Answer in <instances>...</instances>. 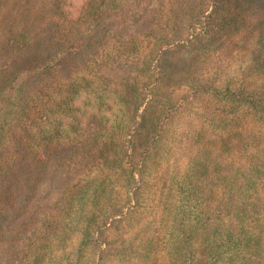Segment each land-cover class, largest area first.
Instances as JSON below:
<instances>
[{
    "label": "trees",
    "instance_id": "obj_1",
    "mask_svg": "<svg viewBox=\"0 0 264 264\" xmlns=\"http://www.w3.org/2000/svg\"><path fill=\"white\" fill-rule=\"evenodd\" d=\"M72 1L0 0V217L27 215L16 264H264V21L250 0H202L184 31L185 0ZM151 9L149 32L93 37ZM89 165L100 174L55 205L18 207L30 176Z\"/></svg>",
    "mask_w": 264,
    "mask_h": 264
},
{
    "label": "rangeland",
    "instance_id": "obj_2",
    "mask_svg": "<svg viewBox=\"0 0 264 264\" xmlns=\"http://www.w3.org/2000/svg\"><path fill=\"white\" fill-rule=\"evenodd\" d=\"M201 2L202 0H185V4L183 6L180 4L177 7V12L179 14L182 13L183 31L187 29V26L192 22V12L196 9L201 10ZM250 2L252 12L258 20L264 21V0H250ZM72 6L73 10L76 12V10H78L81 6V0H73ZM156 12L157 10L151 9L149 13L141 19L123 17L105 19L99 35L95 32L93 37H95V39H108L115 34L131 36L133 34L138 35L141 32H149L154 29L155 23L153 18L156 16ZM43 44L45 43L43 42ZM94 51L96 50L90 49V47L85 49V52L81 53L79 58L68 62L67 67H63V73L66 74L65 72H68L71 66L74 67L75 65H82L91 60L93 55L96 53ZM41 52L44 53V51H40V53ZM48 53L49 52H47L46 55ZM34 54H38V51L34 52ZM6 62L8 61H0V69L9 67L11 62H9V64ZM54 170L52 169V172ZM99 174L100 170L96 166L89 165L84 169L79 170L75 174V177H67L65 180L60 179L56 175H52V173L47 174L45 178L43 177L44 181L36 180L35 176H30L27 186L23 188L24 198L18 202H21L18 204V207L25 203H29L31 209L45 205H55L66 190L71 189L73 192H76L78 187L83 185L86 186ZM77 183H80V185L76 186ZM16 214L17 213L13 210L7 217H0V264H16L14 243L24 227L23 222L27 218V215L23 216V218H17ZM21 218L24 220H21Z\"/></svg>",
    "mask_w": 264,
    "mask_h": 264
}]
</instances>
